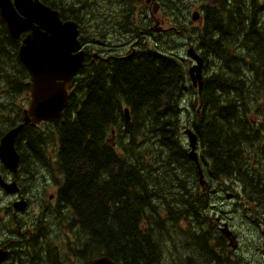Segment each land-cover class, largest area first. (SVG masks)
I'll use <instances>...</instances> for the list:
<instances>
[{"label": "trees", "instance_id": "obj_1", "mask_svg": "<svg viewBox=\"0 0 264 264\" xmlns=\"http://www.w3.org/2000/svg\"><path fill=\"white\" fill-rule=\"evenodd\" d=\"M91 1L42 0L72 16L61 14L62 20L77 23L84 20V11H91ZM121 1L135 18L137 0H108L110 5ZM248 1L241 8L240 0H213L203 11L202 23L182 18L184 10L190 13L194 6L174 5L165 11L172 28L159 33L161 46L169 44L177 30L198 49L203 59L201 92L190 81L189 64L150 48L153 32L135 25L130 34L142 40L137 55L110 67L81 70L59 119L41 129L26 126L20 133V176L33 166L50 170L61 183L58 196L78 217L82 250L91 252L96 241L90 258L105 255L116 264H162L157 232L173 233L174 220L186 218L195 234L205 223L200 214L205 208L220 213L207 205L210 194L203 191L198 165L183 144L184 113L189 116L186 126L197 136L207 188L214 186L225 195L233 191L228 183H241L243 198L259 220L264 218V14L259 0ZM257 16L256 44L249 38ZM244 17L249 42L237 30ZM90 28L81 27L86 33ZM18 51L0 17V139L22 122L23 110L13 117L19 110L17 96L27 94V102L30 99V77ZM152 142L157 143L150 146ZM182 183L188 197L177 187Z\"/></svg>", "mask_w": 264, "mask_h": 264}, {"label": "flooded vegetation", "instance_id": "obj_2", "mask_svg": "<svg viewBox=\"0 0 264 264\" xmlns=\"http://www.w3.org/2000/svg\"><path fill=\"white\" fill-rule=\"evenodd\" d=\"M171 3L173 4V0H171ZM221 3L223 4L224 0H221ZM91 4V11H84L82 15L84 18L88 17V15L89 17L93 16L98 29H96L94 35L89 38L88 36H85V32L81 29V27L85 25V20H81V22L78 23V26H80L79 30L82 50L85 53L84 67L80 69V71L85 70L90 66L96 68L102 64L104 67H110V64L114 62L116 63L120 60L129 59L134 55H137V51L141 48V43L137 42L132 44L130 42L131 35L122 31L128 28L129 22L127 24V20L130 16L128 14L120 13L119 10L114 14L111 11V8L116 6L110 5L108 0H92ZM240 4V7L242 8L250 3L248 0H240ZM207 7H209V5L202 2L199 6H194V9L192 10L201 15L199 18V22L201 23L203 21V11ZM170 8L171 5L168 4L167 0H141L139 6L135 7L136 13H134V22L144 30V32L146 29L153 31L152 29H158L155 28V25H160L162 23L161 17L164 20H167V17L163 16V12ZM99 12H105L106 19H104L102 13ZM259 12L264 14V0H259ZM62 15L66 18L72 17L65 14V12L64 14L62 13ZM252 22L254 23V26L252 27V34L249 39L251 43L257 44L258 16ZM247 25L248 20L244 17L240 19L237 30L242 39L249 42L246 32H243V30L247 28ZM109 27H111L112 30L106 32L105 29ZM168 28L172 27L168 26ZM100 29H103V31L98 33ZM161 29L162 33H167L168 31L167 28L161 27ZM173 31L179 35L177 30ZM83 34L85 37H83ZM165 36H169V34H165ZM184 43L185 47L194 48V46L188 41ZM240 50L242 56L241 59H244L245 62V58L248 54L247 49L243 45L240 47ZM195 51L198 56H200L198 49H195ZM183 60L189 65L195 63L187 58ZM108 67H106L107 70L109 69ZM78 75L79 74H77V76ZM0 174L7 183L16 181L19 188L16 195L10 196L0 187V220L2 214L5 216L4 228L0 234V250L2 249L8 253L6 259L0 264H16L17 262H24V259L27 256L22 254V248L24 246H34V244L40 243L43 239L51 236L62 239L61 245L57 247L60 253L51 254L52 252L49 251V254H44L43 252H39L38 255H33L31 257V261L34 263H44L47 260V262H50L51 264H87V262L91 260L98 259V256L90 258L91 253L94 254L95 252L96 241L94 242L95 245L93 250L91 252H84L85 255H83L82 229L78 217L74 214L69 204L62 201L58 196L60 187L58 188L57 197L53 194L55 196L54 198L49 197L48 199H45L41 196L40 198H33L32 195L34 194V191L32 190V187H27L24 184L27 181L26 177L20 176V174L17 176L9 174L7 171H4L1 163ZM206 189L209 194L213 193L219 195V192L222 194L220 190L214 189L211 186ZM228 194L232 195V198L229 199V202H231V205H229L231 208L229 212L225 211L228 207L227 206L225 209H221L219 214L214 213L213 220L208 219V216H203L202 218L205 223L198 231H196V235L192 233L186 234L185 232L179 234L172 240L173 248L178 250L187 247L188 252L203 256H206V253L213 248L218 264H255L254 262L244 261L242 232H237L235 230L236 226L233 222V215L240 208V205H242V201L238 200L235 193H226L225 198ZM55 200L57 201L55 205L48 207L49 204ZM19 202H25L26 204L22 212L18 211L15 207ZM30 208H34L32 212L36 214L38 210L39 217L42 218L44 222L40 229L38 225L42 222V219L38 221L37 231H35L33 225V219L37 216L32 212L29 213ZM212 209L216 211V208ZM248 226L251 227V229L247 230V236L252 237V229L254 228L260 230L264 244V222L262 223L252 220ZM224 227H229L231 230V236L229 237L231 239L227 238L220 231L221 228ZM34 233H36L37 236H34ZM209 238H211V241ZM246 249H248V247H246ZM166 255V251L163 250L161 257L164 258ZM202 258L205 259V257ZM188 264H203V261L198 260L196 256H192Z\"/></svg>", "mask_w": 264, "mask_h": 264}, {"label": "water", "instance_id": "obj_3", "mask_svg": "<svg viewBox=\"0 0 264 264\" xmlns=\"http://www.w3.org/2000/svg\"><path fill=\"white\" fill-rule=\"evenodd\" d=\"M0 16L13 43L20 44L19 59L28 70L31 80V100L29 108L23 112V123L8 131L0 141V162L5 170L17 176L20 155L15 143L18 134L26 125L37 126L59 119L68 103L77 74L84 67L85 53L78 39L80 32L77 23L62 22L60 12L45 6L40 0H0ZM199 18L198 13L192 16L193 21ZM188 55L196 62L190 69L191 79L194 86L202 90L203 61L193 48L188 51ZM125 113L127 120H130L129 111ZM185 133L189 140L190 157L197 163L200 184L204 185L197 154V136L189 128ZM0 187L9 195L19 191L16 181L7 183L1 174ZM25 205V202H19L15 207L23 211ZM222 232L228 238L231 236L228 227ZM6 257L7 252L0 250V263ZM87 264L116 263L108 257H101Z\"/></svg>", "mask_w": 264, "mask_h": 264}, {"label": "rangeland", "instance_id": "obj_4", "mask_svg": "<svg viewBox=\"0 0 264 264\" xmlns=\"http://www.w3.org/2000/svg\"><path fill=\"white\" fill-rule=\"evenodd\" d=\"M140 1L141 0H137L138 4L135 7L139 6ZM202 2H205L210 7L214 5L213 0H174L173 4L171 2H168V4H170L172 8L174 7V5H177L179 7L199 6ZM115 6L116 7L111 8V11L114 14L118 12L119 10L120 13L129 15V10L127 6L122 3V1L121 3L115 4ZM135 7H134V13H136ZM171 8L169 10H171ZM169 10H165V11H169ZM165 11L163 12L165 14L163 16L164 17L166 16L167 20H164L161 17L162 23L160 25L158 24L162 28H166L170 26V24H172L171 18L167 16V13H165ZM99 13H102V17L106 19L105 12H99ZM192 13L193 11L188 13L184 10V12L182 13V18L185 19L187 22L191 21ZM111 21H114V20H111ZM128 22H129L128 28L122 31L127 32V34L132 35V36L133 34L134 35L137 34V33L130 34L131 33L130 29L132 27L135 28V25H136L134 22V18L129 17L127 20V24ZM85 25L91 26V28L88 30L87 33L84 31L85 36H88L89 38H91L94 35L96 29H98L96 27L97 24L95 23V19H93V16H90L88 20H86ZM158 25H155V28H160L161 30V27H159ZM101 31L103 30H99L98 33H100ZM158 35L159 33L156 32V33H153L151 36H149L150 42L148 46H150V48L159 50L162 53L176 55L182 61L183 59H185V55L187 53V50L189 49V48L185 49L184 42L187 41L185 38H182L181 36L174 34L168 38V39H171V41H169V44L161 46L162 37L160 38ZM132 36L130 37L131 39L130 42L132 44H135L137 42L138 43L142 42V40L139 39L138 37H132ZM154 36H157V37H154ZM26 98H27V94H21L17 96V98L15 99V102H16V105L19 107V110L18 111L14 110L13 117L17 116V114L20 113V111H22L23 109L28 108V104H27L28 102ZM192 98H193V94H192ZM186 100H191V97L188 96ZM186 100H183L184 103H186ZM255 112H261V111L256 110ZM252 118L256 119L257 116H254ZM188 121H189V116L187 115V113H184L183 115L184 130L187 127L186 125L189 124ZM45 126L46 124L40 126V129L44 128ZM156 143L157 142H152L150 146H155ZM183 144L184 145L188 144L187 139L185 137H183ZM112 145L115 146L114 141L112 142ZM158 145H160L159 142H158ZM25 175L26 176L24 177H26L27 181L24 184L27 187H32V190L34 191V194L32 195L33 198H40L41 196V197H44L45 199H48L49 194H55L57 197L58 188L60 187L61 183L58 184V181L54 180V176L50 172L49 169L37 168V166H33L29 169L28 174L25 173ZM228 185L233 187V191L231 190V192L235 193L237 195L238 200L242 201V205H240V208L233 215V222L236 226L235 230L237 232H240V231L242 232L243 259L246 262H254L255 264H264V244H263V237L260 233V230H257L254 228L252 229L253 230L252 237L247 236V230L251 229V227H249L248 224H250L253 219L257 220L258 222L263 223L264 218L259 220L258 218L259 214H256L257 212L255 213L254 207L250 206V204L248 203V199L243 198L242 189L240 188L242 185L241 183H233V184L228 183ZM177 187H181L179 188V190L183 192L184 196L186 195L188 197L186 190L183 188V183L178 185ZM212 188H216V187L212 186ZM215 195L216 194H213V193L210 194L211 208H217L216 211H220L221 209H225L228 206L225 209V211L229 212L231 209L229 207V205H231V202H229V200L225 198L224 194H220L219 196H215ZM56 202H57L56 200L51 202L48 207L55 205ZM33 209L34 208H30L29 213H31ZM32 213L35 216H37L36 218L33 219V225H34V223L40 217L38 214V210H37V214L34 212ZM200 214L202 217L208 216V219L213 220L214 212H211L209 208H205L203 212ZM4 219H5V216L2 214L1 220H0V234L4 228ZM34 229L36 230L35 225H34ZM172 229L175 235L174 237H171L169 234H162L160 232H157L155 235L157 241L161 244L160 247L167 253V256L163 258L162 264H188L192 256H196L198 260L203 261V264H218L216 260V256L214 255V252H213V248L209 252L206 253V256L199 255V254H192L187 251V247H184L183 249H178V250L173 248L172 240L175 239L179 234L183 232H185L186 234L192 233L190 222L186 220V218L174 220ZM49 232H52V231H49ZM194 235H196V233ZM152 239L155 240L154 236ZM209 240L211 241V238H209ZM82 241H83V238H82ZM61 242H62V239H59L57 237L54 238L53 236H51V237L43 239V241L40 243L34 244V246L32 245L24 246L22 248V254H25L27 256L25 257L24 262L22 263L17 262L16 264H51L50 262H47V260L44 263H40V262L34 263L30 259L33 255L35 256L38 255L39 252H43L44 254H47V253L49 254V251H51L52 253H60L57 247L61 245ZM246 247H248V249H246ZM83 255H85L84 251H83ZM202 257H205V259H203Z\"/></svg>", "mask_w": 264, "mask_h": 264}, {"label": "bare ground", "instance_id": "obj_5", "mask_svg": "<svg viewBox=\"0 0 264 264\" xmlns=\"http://www.w3.org/2000/svg\"><path fill=\"white\" fill-rule=\"evenodd\" d=\"M79 27H80V26H79ZM129 116H130V115H129ZM38 168H41V167L38 166ZM206 202H207V205H208V206L211 205V199H210V198H208ZM51 254H53V253H51Z\"/></svg>", "mask_w": 264, "mask_h": 264}]
</instances>
